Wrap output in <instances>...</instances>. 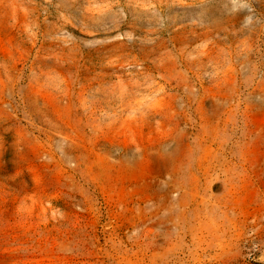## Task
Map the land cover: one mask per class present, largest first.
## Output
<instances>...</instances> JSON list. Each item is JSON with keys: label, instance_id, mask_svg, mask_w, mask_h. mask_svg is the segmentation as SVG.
I'll return each instance as SVG.
<instances>
[{"label": "rangeland", "instance_id": "obj_1", "mask_svg": "<svg viewBox=\"0 0 264 264\" xmlns=\"http://www.w3.org/2000/svg\"><path fill=\"white\" fill-rule=\"evenodd\" d=\"M246 3L0 0V264H264Z\"/></svg>", "mask_w": 264, "mask_h": 264}, {"label": "clouds", "instance_id": "obj_2", "mask_svg": "<svg viewBox=\"0 0 264 264\" xmlns=\"http://www.w3.org/2000/svg\"><path fill=\"white\" fill-rule=\"evenodd\" d=\"M229 2L232 4V11H238L244 8H247L248 5L246 3V0H229ZM237 4L240 5V8L238 9L236 6ZM252 23V17L251 16H245L244 21H243V26L247 27L248 25H250Z\"/></svg>", "mask_w": 264, "mask_h": 264}]
</instances>
